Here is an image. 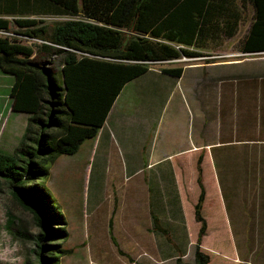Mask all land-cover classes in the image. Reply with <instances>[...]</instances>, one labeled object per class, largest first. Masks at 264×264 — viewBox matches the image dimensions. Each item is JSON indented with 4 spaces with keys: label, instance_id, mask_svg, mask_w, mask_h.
I'll use <instances>...</instances> for the list:
<instances>
[{
    "label": "trees",
    "instance_id": "1",
    "mask_svg": "<svg viewBox=\"0 0 264 264\" xmlns=\"http://www.w3.org/2000/svg\"><path fill=\"white\" fill-rule=\"evenodd\" d=\"M249 2L254 15L241 51L258 56L264 54V0H0V30L11 33L0 32V69L14 76L12 109L29 114L14 153L0 151V180L42 228L36 237L41 259L26 264H60V253L66 252L47 243L68 236L64 227L54 226L64 217L44 183L58 158L74 155L98 136L131 80L157 64L204 56L199 49L216 45L206 42L209 26L219 31L241 24ZM46 16L68 18L49 22ZM157 70L179 77L184 64ZM202 178L199 165L194 213L201 227L194 262L185 261L180 250L177 264L212 263L203 248L208 223ZM151 215L153 230L174 243L161 217L154 210ZM113 227L111 218V233Z\"/></svg>",
    "mask_w": 264,
    "mask_h": 264
},
{
    "label": "rangeland",
    "instance_id": "2",
    "mask_svg": "<svg viewBox=\"0 0 264 264\" xmlns=\"http://www.w3.org/2000/svg\"><path fill=\"white\" fill-rule=\"evenodd\" d=\"M245 5L241 36L254 15V6L250 2ZM67 18L46 16L49 22ZM31 41L33 39L28 40ZM236 43L231 41L224 45L225 53L237 52L234 51ZM239 56V60L244 61L242 69L255 67L258 75L255 77L256 82H263L264 54L256 56L240 53ZM181 60L177 64L196 61L188 56ZM166 66H175V63L167 61L157 64L156 69ZM154 75L149 73L131 80L112 109L147 117L150 123L162 116L165 125H170L174 107L166 105L168 76L161 71L152 77ZM149 78L157 79L160 86L158 97L155 95L152 101L149 100L150 96L145 95V91L154 90V87H147ZM13 80V75L0 69V98L5 101L6 108L12 102L9 90ZM171 89L172 85L168 92ZM11 113L10 108L4 110L0 105L1 143H4L5 133L8 132ZM119 120L124 119L119 117ZM140 124L134 122L130 125V142L122 143L118 138L115 142L112 140L107 155L105 149L93 145L91 139L82 143L74 155L59 157L51 167L44 183L64 217L54 226L64 227L68 236L50 237L47 243L59 244L60 249L66 251L60 253V264H177L176 255L180 250L184 253L185 261L194 262L196 240L201 227L194 213L201 193V187L195 180L198 173L182 170L180 177L179 170H176V174L172 170L168 194L164 193L162 198L156 193L150 194L147 189L150 184L144 180L147 167L142 168L144 173H135L134 165L128 161L137 154L133 146L141 145L140 136L145 130ZM14 136L19 141L18 134L14 133ZM13 147L14 143L11 149ZM221 151L219 149V153ZM234 158L231 157L225 163L217 158L205 165L202 180L206 195L202 215L208 223V229L203 248L207 252L211 251L210 264H238L231 261L234 257L232 254L240 255L239 264H264V212L259 208L264 188L256 172L239 173L234 166L237 161L232 162ZM166 164L171 166L168 162ZM178 177L186 182L184 201L177 195L178 187L180 189ZM10 190L8 182L0 180V264L37 263L41 254L36 237L42 228L29 211L15 203ZM242 199L248 205L244 203V206H240ZM153 210L161 217L174 243L163 233L153 230ZM243 212H246L248 221L244 222L246 228L239 230L235 218ZM111 218L114 220L112 233L109 230ZM20 231L28 236H23ZM45 253L48 255L49 251Z\"/></svg>",
    "mask_w": 264,
    "mask_h": 264
},
{
    "label": "crops",
    "instance_id": "3",
    "mask_svg": "<svg viewBox=\"0 0 264 264\" xmlns=\"http://www.w3.org/2000/svg\"><path fill=\"white\" fill-rule=\"evenodd\" d=\"M250 25L242 36L241 24L221 28L219 31H216L213 25L209 26L206 42L216 44L213 45L214 48L199 49L207 56L193 57L191 59L196 61L184 63V72L181 76L167 75L168 91L170 85L172 89L171 92L167 91L166 105L174 107L169 119L170 125H165L162 116L156 122L150 123L147 117L111 109L106 124L100 129L98 136L92 139L93 145L105 149L107 155L112 140L116 141L118 138L122 143L130 142L132 140L130 125L134 122L143 124L145 132L140 136L141 145L133 146L137 154L128 161L134 165L135 173H144L142 168L147 167L144 178L150 184L147 189L150 194L156 193L160 198L170 191L169 180L172 170H175V174L176 170H179L181 177L182 170L198 173L199 165L204 171L207 162L220 159L225 163L230 161L231 157H235L232 162L237 161L234 166L239 173L256 172L264 188V81L257 83L255 67L242 69L244 61L239 60L240 53H243L241 43L249 33ZM231 41L237 42L234 49L237 52L225 53L224 45ZM182 61L181 58L176 59L175 66L178 67L177 62ZM149 73H154L152 77H156L160 71L152 68L147 74ZM241 77L244 79L240 80ZM147 87H154V90L145 91V95L150 96L149 100L152 101L160 89L157 79L149 78ZM4 104L3 98H0L3 109L10 108L12 113L4 143L0 142V145H4L0 146V151L14 153L13 149L25 135L29 114L16 113L12 109V102L8 108ZM119 117L124 120H119ZM14 133L20 137L19 141ZM219 149H222L221 153ZM167 162L171 166H168ZM180 177L177 178L178 182L176 181L180 186L177 195L184 201L186 182ZM147 197L150 198V195ZM244 203L248 205L243 199L240 200V206H244ZM259 208L264 212V192ZM235 221L240 224V226L236 224L239 230L246 228L244 224L248 221L246 212L237 216ZM232 255L234 256L233 259L230 258L232 262L241 263L238 262L241 261L239 254Z\"/></svg>",
    "mask_w": 264,
    "mask_h": 264
},
{
    "label": "built area",
    "instance_id": "4",
    "mask_svg": "<svg viewBox=\"0 0 264 264\" xmlns=\"http://www.w3.org/2000/svg\"><path fill=\"white\" fill-rule=\"evenodd\" d=\"M0 32H1V34H11L9 32H4V31H1V30H0ZM28 39L29 40H32V39L35 40L34 38H28ZM35 41H39L40 42L41 40H35Z\"/></svg>",
    "mask_w": 264,
    "mask_h": 264
}]
</instances>
